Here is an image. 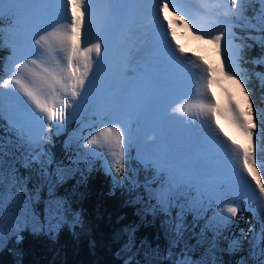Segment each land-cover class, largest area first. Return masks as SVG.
<instances>
[{"label": "snow or ice", "instance_id": "6c2138e0", "mask_svg": "<svg viewBox=\"0 0 264 264\" xmlns=\"http://www.w3.org/2000/svg\"><path fill=\"white\" fill-rule=\"evenodd\" d=\"M94 14L104 23L95 42L90 39ZM210 14L215 27L205 31L199 25ZM177 27L211 45L220 56L219 66L199 56L184 59L188 55L184 48L173 46ZM246 41L264 52V0H215L211 8L203 0L199 8L188 0H0V50L11 49L3 67L6 78L0 77V120H7L0 127L14 134L18 147L32 149L31 158L37 160L48 154L42 147L51 141L47 133L53 128L59 133L79 113L90 112L103 123L85 137L83 146L90 150L83 156L104 159L115 182L125 173V158L135 140L138 157L146 170H152L144 198L153 215L163 217L168 256L175 257L171 264H224L216 252L217 225L229 224L243 211L256 215L257 208L264 209V107L257 119L250 99L254 89L248 87L247 69L240 68L241 62L246 63L244 48L252 47ZM253 63L264 64V54ZM255 76L264 90V73ZM220 77L239 87L246 108L231 93L226 106L211 96L210 88L220 83ZM188 81L194 91L184 92ZM192 95L203 99L188 102ZM193 112L207 117L201 122L206 128L185 129L178 137L175 114ZM221 118L247 144L228 136L219 125ZM6 142L11 143L12 137L0 135V166L7 155ZM51 162L49 158L47 163ZM69 171L57 168L53 182L68 178ZM129 180L125 175L123 183ZM214 202L221 214L214 217L210 258L193 259L186 242L187 217L191 214L196 226L205 204ZM5 206L0 195V214ZM61 206L52 199L47 210L56 216ZM258 219L261 228L253 233L248 253L238 264H264V214ZM135 231L127 229L124 251L129 255L124 264H140L134 258L141 251L144 264H155L158 250L143 240L137 244ZM2 237L0 227V243ZM242 250L240 239L231 240L227 248L231 254Z\"/></svg>", "mask_w": 264, "mask_h": 264}, {"label": "trees", "instance_id": "16d2710c", "mask_svg": "<svg viewBox=\"0 0 264 264\" xmlns=\"http://www.w3.org/2000/svg\"><path fill=\"white\" fill-rule=\"evenodd\" d=\"M4 30L7 31L6 28ZM236 31L240 34L238 29ZM236 43H240V41L237 40ZM246 43L251 44L252 47L244 48L243 56L246 63L241 62L240 68L248 71V87L254 89L250 99L253 101L254 108L257 109L256 118L258 119L259 109L264 107V90L261 89L255 73H264V64H255L253 61L264 52L253 41H246ZM9 53V48L0 50V77L3 78H5L3 67L7 62ZM226 82L224 84L231 86L235 84L228 79ZM212 87L217 89L216 84H213ZM244 103L247 104L245 99ZM102 123L99 119L94 120L90 112H81L61 132L56 133L55 128H53L52 132L47 133L51 137V141L42 145L48 154L38 157V161L33 165L34 168L43 169L48 174L47 180L55 181L56 164H60L61 168H64V165L70 162L73 157L74 150L70 142L81 141L83 137L93 134ZM6 125V119L0 120V126ZM0 135L11 136L12 142L16 141L14 134L5 132L4 127H0ZM8 144L6 142V146ZM257 155L259 158V153ZM132 156L134 154L131 155L129 150L125 158L129 161L125 162V172L128 169L130 172H126V175L130 177L129 174L132 170H136L145 171L147 176L152 177V170H146L140 165L137 166ZM44 158L47 159L46 163L39 167V159ZM49 158L51 163H47ZM261 174L264 176V171ZM78 178V175L68 176L62 182L53 183L55 184V193L63 198L71 209L79 213L82 224L86 227L85 232L73 236L66 227H61L54 236L20 232L17 234L18 241L11 237L0 250V264H124L118 256V252L124 247V243L128 239L127 229L130 227H134L136 230L137 244L143 240L160 253L164 251L167 241L161 229L160 219L150 222V219H142L136 212V206L133 204V192L136 186L127 188L122 179L120 185H114L110 176L98 167L86 172L81 182L77 181ZM250 216V213L246 211L238 214L232 218V223L228 225L229 228L220 232L223 236L216 243L218 246L217 253L218 258L224 264H238L240 257L247 255L249 240L253 233L259 231V221L253 220ZM245 219L247 221H244ZM188 230L193 233L191 228ZM195 230L197 231V229ZM195 237L196 240L191 242V256L193 258L199 257L201 254L204 255L203 252L208 249L211 240H207L206 237L200 239L201 244L197 246L198 235ZM233 239H240L243 242V250L235 254L227 251L228 245ZM135 260L141 262L140 254L135 256ZM157 264L171 263L164 259Z\"/></svg>", "mask_w": 264, "mask_h": 264}, {"label": "rangeland", "instance_id": "374dc122", "mask_svg": "<svg viewBox=\"0 0 264 264\" xmlns=\"http://www.w3.org/2000/svg\"><path fill=\"white\" fill-rule=\"evenodd\" d=\"M201 2L202 0H188V3L195 8H199ZM203 2L207 3L208 6L211 8L215 0H203ZM92 20L96 21V34L93 40V42H95L96 37L102 34V32L104 31V23L101 17L97 14L93 15ZM199 26L202 27L205 31L214 28L215 25H213L212 23L211 14L209 18L204 22H202ZM4 31L6 32V30ZM176 34H179L188 40L187 54H190L194 51H198V52L200 51L201 55L203 54L202 56L204 57L206 56V59L208 58L207 61L209 64H211L213 67L219 66L220 56L217 55L216 50L211 45L207 44L204 41L194 39L193 36L189 33V31L183 27H179V30H176ZM9 54L11 55V49ZM62 56L63 55H61L60 57ZM263 71H264V67H263ZM224 83H227L226 78L220 77V83L216 84L217 89H213V87L211 86L210 88L211 93L212 96L215 97V100L219 101L222 105L226 106L228 94L231 93L235 101L239 103L242 107L246 108L247 104L244 103V96L243 93L240 91L239 87L236 84H234V86H231L229 84H224ZM183 91L184 92L190 91L188 85H184ZM191 100L192 98L190 96L188 102H192ZM194 119L196 122H200L201 120L199 117ZM219 124L221 125L222 128H231L234 131V138L239 140L241 143L247 144L245 138L238 131H236L234 126H232L224 118H221L219 120ZM99 127L100 126H98L96 131L99 130ZM96 131H94V133ZM85 137H83L81 141L70 142V145L73 147L74 150L73 157L71 158L70 162H68L69 164L67 163L64 165V169L70 170L69 176L78 175L79 177L77 180L78 182L82 181V179L86 175V172H88L90 169H93L95 167H98L99 169L103 170V172L108 174L104 166V159L94 156L85 157L82 155L83 153H86L90 150L83 146L85 143ZM18 143L19 142L16 140L14 142L9 143L6 146L5 151L7 155L4 156L3 158L4 163L2 166H0V171L3 172V178L2 180H0V195L4 196L5 204H6L3 213L0 214V227L3 228V237H2V243H0V250L6 245V243H8L11 237H14V239L16 238V240L18 241L19 238L17 237V234L23 231L29 233H41L45 235L54 236L61 227H66L68 230H70L73 236L84 233L86 227L83 226L79 213L76 210L71 209L68 203L55 193V184L52 181L47 180L48 174L45 171H43V169L41 168H34L33 165L38 160H33L31 158L32 155L34 154L33 150L28 149L26 146L23 148L18 147ZM96 150L99 151V149ZM129 150L131 151V155L132 153L134 154L132 158L134 162L136 161L137 166L140 165L144 167L143 163L141 162L140 158L137 155L138 146L135 140L132 147ZM106 151L107 148H105V152ZM43 160L46 163L47 159L44 158ZM126 161L127 160L125 159V162ZM42 165L43 164L39 162V167ZM61 167L62 166L60 164H56L55 169ZM126 172H130V169H128V171ZM126 172L120 177L119 180L115 182L113 180V176L115 175V173H113L112 175L109 174L108 175L110 176V179L114 183V185H120L121 179L123 180L124 176L127 174ZM145 173H146L145 171L132 170V172L129 174L130 181L126 183V187L128 188L130 186H136L135 188L136 191L134 190V192L133 191L132 192L134 193L133 204L136 206V212L138 213V216L141 217L142 219L148 218L151 220L150 222L152 221L154 222L155 220L160 219L159 221L161 224V220L163 219V217L154 216L151 209L149 208V202L144 198L146 195L144 193L145 181L151 179V176L149 175L147 176V174ZM253 187H255L254 182H253ZM195 194L196 193L193 192V195ZM52 199L58 200L62 204L60 208V212L56 216H53L47 210L48 203ZM151 203L154 204V201H152ZM246 212L250 213L251 215L250 217H252L253 220L256 219L255 221L257 220L259 221L258 228L260 229L261 222L258 219V217L261 214H264V209L257 208L256 215H253L251 211H246ZM220 214L221 213L219 207L215 202L212 204H208V203L205 204L204 210L201 212L198 224L196 226H192L193 218L192 215L189 214L187 217V221L189 224V228H191L193 233H191V231L188 230L186 242L190 246H192L191 242L194 241L196 235H198L197 240L200 239L202 240L203 238L206 237L207 240L211 239L209 242H212L213 234H214L212 225L217 224V221L214 217ZM223 215H228V214L223 213ZM244 221H247V219H245ZM231 223H232V219L229 224ZM229 224L217 225L219 230L218 232H216L215 235V240H216L215 243H217L221 239V236H223V234H220V232L222 230L228 229ZM206 225L208 226L207 230H205ZM195 229H197L198 232ZM162 231H163V235L166 238L167 245L164 247V251H162L161 253L158 251L159 254L154 258L155 264L159 263L164 259L169 260L171 263V261L175 258L174 256L173 257L168 256L169 238L165 234V231L163 229ZM181 247H183V245H181ZM176 252L178 253L179 249H176ZM216 252H218V246L216 247ZM203 253L204 255L201 254V256L199 257H194V258L192 257V258L197 260L210 258L208 255V249H205V252ZM128 255L129 254L124 251V247L118 252V256L122 259L123 263L128 258ZM140 256H141L140 264H144L146 257L143 251L140 252Z\"/></svg>", "mask_w": 264, "mask_h": 264}, {"label": "bare ground", "instance_id": "6f19581e", "mask_svg": "<svg viewBox=\"0 0 264 264\" xmlns=\"http://www.w3.org/2000/svg\"><path fill=\"white\" fill-rule=\"evenodd\" d=\"M165 14L167 15L169 20H173L174 19V17L172 16V14L170 12L165 13ZM176 30H179V27H177ZM95 34H96V32H95ZM187 41L188 40L186 38L182 37L179 34H176L173 46H175V44L181 45L184 48V52L187 54V50H188L187 49V46H188V42ZM56 55L57 56H61V55H63V53L62 52H57ZM202 55H201L200 51L199 52L198 51H194V52L188 54L186 57H183V58L184 59H189L191 57L199 56V57H203V58L206 59V56L204 57ZM205 59H204V61H205ZM207 59H206L205 63L206 62L208 63ZM189 67H191V66H189ZM192 71L198 72L199 69H192ZM189 83H192V82L188 81V82H186L185 85H188ZM190 90L194 91V84L192 85V89H190ZM210 94L212 96L211 89H210ZM191 98H192V100H191L192 102H196L198 99H203V97L197 98L195 95H192ZM197 117H199L201 119L200 122H196L195 121L194 118H197ZM175 121H176V123L174 125V132L179 137V136L184 134L185 129H191V128L201 129L202 127L206 128V123L204 125H202L201 122L202 121L206 122L207 121V117L204 116V115H198L195 112H193V114H191V115H181V114L177 113V114H175ZM193 121H195V123H193ZM213 127H214V125H213ZM220 127H221V125H220ZM223 129H224V132H226L228 134V136L234 137V131L231 128H223ZM185 139L187 140L188 138L185 137ZM220 139L224 140L223 135L220 136ZM225 143H227L226 140H225Z\"/></svg>", "mask_w": 264, "mask_h": 264}, {"label": "water", "instance_id": "95a60500", "mask_svg": "<svg viewBox=\"0 0 264 264\" xmlns=\"http://www.w3.org/2000/svg\"><path fill=\"white\" fill-rule=\"evenodd\" d=\"M95 32H96V21L92 20L91 29H90V39L92 41L94 40Z\"/></svg>", "mask_w": 264, "mask_h": 264}]
</instances>
